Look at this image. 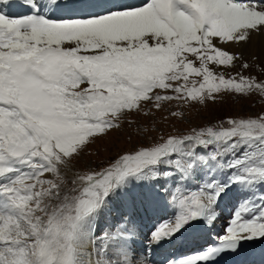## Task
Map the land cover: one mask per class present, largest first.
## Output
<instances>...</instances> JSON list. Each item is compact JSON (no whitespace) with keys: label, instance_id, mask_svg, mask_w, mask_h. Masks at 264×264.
Masks as SVG:
<instances>
[{"label":"snow or ice","instance_id":"6c2138e0","mask_svg":"<svg viewBox=\"0 0 264 264\" xmlns=\"http://www.w3.org/2000/svg\"><path fill=\"white\" fill-rule=\"evenodd\" d=\"M260 41L264 0H0V264H152L127 224L158 211L157 183L205 177L172 195L150 250L208 231L238 189L243 211L219 243L178 264H248L264 245V112L141 144L100 170L73 162L132 116L181 117L173 102L264 97V81L210 67L235 68L244 55L227 49ZM116 204L127 224L107 231Z\"/></svg>","mask_w":264,"mask_h":264},{"label":"rangeland","instance_id":"374dc122","mask_svg":"<svg viewBox=\"0 0 264 264\" xmlns=\"http://www.w3.org/2000/svg\"><path fill=\"white\" fill-rule=\"evenodd\" d=\"M227 51L233 53L229 49ZM243 63H248L250 67L244 69L242 67ZM210 67L218 74L223 73L226 79L236 77L238 80L239 76L243 75L245 77L255 78L257 81H264V60L256 61L244 58L242 61L236 62L235 68L226 69L214 65H210ZM170 107L175 111L181 112L182 116L172 117L167 111L156 114L154 118L144 117L143 115L132 116L129 119L133 120L134 123H124L121 129L111 130L108 135L91 145L79 160L73 162L74 170H100L114 162L121 154L130 153L141 144L151 146L161 142V137L167 138L170 135H188L193 130H200L208 126L214 128L220 126L227 127L226 121L230 118L247 117L264 112V97L255 93L250 97H244L234 93L217 94L215 101L210 100L206 104L191 103L190 105H182L173 102ZM165 117L167 118L165 119ZM227 176L228 173L225 172L223 175H218L217 178L223 180L227 179ZM210 178L205 177L204 181ZM204 181H179L175 187L170 181L165 185V188H160L159 183L156 186L159 191H168L166 196L169 197V191L182 192L184 194L193 193L196 189L199 191L198 188L202 186ZM234 191L239 190L236 189ZM160 195L163 196L164 194ZM235 195V198L239 200L240 196L238 194ZM115 208H118V204L115 205L114 210L107 220L114 218L118 214ZM216 209L219 211L220 218V224L218 226L226 225L225 228H227L235 212H233V209L232 211H228L231 213L232 218L225 221L227 219L222 217L224 208H222L220 203ZM154 216H156V213L150 214L148 217L144 215L141 217L146 221V225L150 230L157 227L147 224L149 219ZM223 221L224 223H222ZM104 227L107 231H111L114 228L113 226L107 227L106 224H104ZM139 231L142 230L139 229ZM142 236L146 237L145 234Z\"/></svg>","mask_w":264,"mask_h":264},{"label":"bare ground","instance_id":"6f19581e","mask_svg":"<svg viewBox=\"0 0 264 264\" xmlns=\"http://www.w3.org/2000/svg\"><path fill=\"white\" fill-rule=\"evenodd\" d=\"M129 3L133 4H139L141 3V0H128ZM4 11L6 12H12V13H17L20 11V9L13 8V9H8L4 8ZM231 52L234 54H240L241 52L244 55V58H247L248 60H264V41L256 42L252 46H247L245 48H237V47H231L228 48ZM181 182V181H180ZM198 190L196 189L195 192ZM175 195L177 198H179L182 195H190L191 193L184 194L182 192H176V191H169V197L164 194L163 196L160 195L157 198V208L158 211L155 212L156 216L153 218L151 217L149 219V222L147 223L148 225L152 226H158L159 223H166L169 220L173 219V211L174 205L172 204V195ZM238 194L240 196V201L235 198L236 195ZM162 196V197H161ZM233 196V197H232ZM169 199V200H168ZM242 202V194L240 191H233L230 195L224 197L221 201L220 204L222 205V208L224 210L222 211V217L226 218V215H228V211H232V204L239 203L241 204ZM167 203V204H166ZM225 207L230 208L229 210H226ZM243 211V209L241 210ZM233 212H235L233 210ZM160 214V215H159ZM150 215V214H149ZM216 215L217 219L213 222V225H206L208 227V231H204V234L206 235L205 238L201 239V242H204L206 239H210L211 241H219V237L226 234V228L225 226L221 225L219 227L218 225L220 224V218H219V211L216 209ZM143 216V215H142ZM231 216V213H230ZM141 219H137V223L135 226L132 224H129V229H132L134 232V238L136 239V245L135 247L139 249H144L145 255L149 261L152 262V264H171V261H174L177 256H179L183 251L188 249L191 244H196V243H190L192 241H197V236L199 233L195 234L194 236H190L194 239H189L186 242H183L180 245H177L175 247H168L163 250L157 251L155 254H153L150 250L149 246V239H150V234L154 228L151 230L147 227L146 221L143 220L142 222ZM155 221V223H153ZM228 221V220H225ZM141 222V225L145 227L144 231H139V223ZM224 223V221L222 222ZM108 227V226H107ZM108 229V228H107ZM146 235V237H143L142 235ZM171 258V261L169 260ZM225 261H229L230 264H234L233 260L231 258H226ZM248 264H264V245H261L257 242V247L253 251V254L248 258Z\"/></svg>","mask_w":264,"mask_h":264}]
</instances>
